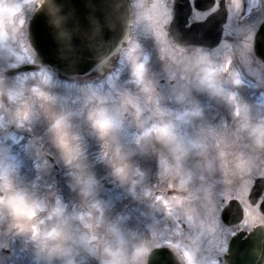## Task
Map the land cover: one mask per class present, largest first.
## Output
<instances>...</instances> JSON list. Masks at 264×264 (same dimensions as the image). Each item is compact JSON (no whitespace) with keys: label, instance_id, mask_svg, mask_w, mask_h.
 <instances>
[{"label":"rangeland","instance_id":"obj_1","mask_svg":"<svg viewBox=\"0 0 264 264\" xmlns=\"http://www.w3.org/2000/svg\"><path fill=\"white\" fill-rule=\"evenodd\" d=\"M11 1L0 8V86L10 93L12 100L7 107L0 108V168L15 173L17 187L29 193L30 199L37 200L49 212L59 209V215L49 226L61 227L64 244L57 249L47 240L35 242V233L18 234L16 226L5 216L0 219V264H146L148 252L154 246L164 245L184 250L189 264L200 260L216 264L214 258L201 259L200 253L223 250V226L216 216L223 182L236 183V176L248 181L250 174L264 175V157L247 155L246 144L234 137L237 130L230 129L223 119L226 111L246 116L247 110L238 106L243 105L242 101L254 100L253 86L248 87L240 73L230 68L225 54L223 61L193 66L194 59L185 57L187 67L177 65V69L171 59L178 60L180 56L171 41H164L166 32L162 26L168 15L160 0H155L154 9L142 2L138 14L145 22L135 26L125 51L134 61L141 55L137 51L144 48L145 61L153 56L156 66L144 61L125 71L130 64L124 55L121 59L126 60H120L121 67L98 84H67L44 67L14 78L3 77L4 68L29 65L35 57L28 39H23L25 47L22 39L16 37L18 26L11 20V13L20 11L23 0ZM33 1L24 3L31 7ZM233 1L234 9L242 11V0ZM247 5V15L252 16L260 12L264 0H247ZM236 17L235 10L227 32L244 33L238 38L244 53L240 61L244 68L240 72L251 79L257 72H264L248 59L254 53L252 41L258 24L253 17L240 23ZM226 50L233 51L223 45V53ZM171 81H176L174 86ZM242 90L247 92L244 97ZM184 102L193 108L189 113L173 110ZM248 110L250 113V106ZM261 110L264 111V105ZM19 111L24 112L23 119H18ZM56 116L63 117L71 130L80 135L87 171L94 179L86 183L77 181L73 170L61 159L49 131V123ZM94 120L111 126L109 138L119 144L134 166V186L113 174L107 163L108 152L96 138ZM28 138L36 139L32 141L35 145L29 146L25 142ZM49 156L55 159L54 164ZM188 168L191 169L185 171ZM177 181L181 188L193 181L202 182L191 198L197 197L210 218L195 222L190 226L195 231L191 232L190 227L184 230L176 223L186 215L185 211L170 212L173 227L153 213L146 224L148 238L142 239V209L155 210L158 204L167 209L169 204H164V197L157 192L168 186L177 188L172 185ZM247 189L248 186L235 190L234 195L246 193ZM212 192L218 200L212 198ZM87 206L98 211L91 229L85 227L89 223L85 216ZM109 217L116 221L110 232L102 227ZM188 234L190 243L184 242Z\"/></svg>","mask_w":264,"mask_h":264},{"label":"water","instance_id":"obj_2","mask_svg":"<svg viewBox=\"0 0 264 264\" xmlns=\"http://www.w3.org/2000/svg\"><path fill=\"white\" fill-rule=\"evenodd\" d=\"M210 5L207 0L197 3L201 10ZM188 16V11L180 10L171 24L170 33L178 44L214 48L220 43L226 10L190 28ZM130 26L131 11L126 0H44L31 20L29 40L36 52V63L51 67L70 81L102 71L126 43ZM256 43L264 59V24ZM39 65L23 66L7 74L38 69ZM263 187L264 181L258 180L254 196L260 195ZM235 249L236 243H232L231 251ZM168 258L166 250L157 249L150 254L149 264H167Z\"/></svg>","mask_w":264,"mask_h":264},{"label":"clouds","instance_id":"obj_3","mask_svg":"<svg viewBox=\"0 0 264 264\" xmlns=\"http://www.w3.org/2000/svg\"><path fill=\"white\" fill-rule=\"evenodd\" d=\"M11 96L2 86H0V108L6 104H11ZM24 112L19 111L18 119H23ZM94 131L102 147L108 152L107 163L111 167L113 174L122 182L135 185L134 166L124 154L122 148L110 137V125L103 120L93 121ZM49 131L53 136L54 146L61 154V159L70 169L77 181L86 183L87 180L94 179L87 171L85 163V151L78 133L71 130V125L63 117L56 116L49 123ZM110 149V151H109ZM199 209L193 206L185 209L186 217L191 223L197 220ZM59 215V209L48 211L35 199L29 198V193L16 184L15 173L6 172L0 168V219L7 216L9 223L15 225L18 234L35 233V242L44 243L50 241L55 248L60 249L64 244V233L61 227L49 226ZM98 215L94 206H87L85 216L89 223L85 227L91 229L95 227L91 221ZM99 239V238H98ZM103 264V262H102Z\"/></svg>","mask_w":264,"mask_h":264},{"label":"flooded vegetation","instance_id":"obj_4","mask_svg":"<svg viewBox=\"0 0 264 264\" xmlns=\"http://www.w3.org/2000/svg\"><path fill=\"white\" fill-rule=\"evenodd\" d=\"M191 5H192V16L190 17V22H194V21H202V20H205L206 17L208 15H210L211 13L217 11L219 9V2H223V4L225 6H227V9L229 11V15H231L232 13V10L234 8V5H233V0H215V7L213 9H210L209 11L207 12H200V11H197L195 8H194V0H188ZM168 8L170 9V11L173 13V10L175 9V4H174V0H171L168 4H167ZM236 12H238L236 10ZM27 13V11H26ZM25 13V15L23 16V20H22V23H23V27L25 28V26H27V23H28V19H29V16H27ZM264 21V17H262L258 23V26H257V29L259 28V26L261 25V23H263ZM256 29V31H257ZM224 41H231V42H234L236 44V40L234 37H231L229 38L228 36H226V29L224 31V38H223ZM236 46H239L236 44ZM197 48L195 47H189L187 49H183L182 52L183 53H192L196 50ZM201 50V51H200ZM200 53H198L195 57H194V63H199V64H205L206 61H211L210 59V56L207 54L209 52H211L210 50L208 49H205V48H202L200 49ZM240 56H244L243 54L244 53H241L239 52L238 53ZM250 57H252V59H254L255 61H257V63L254 64V66H256L259 70L258 71H261L262 69H264V63L258 58L256 57V55L254 54H251ZM221 58L223 59V53H222V56ZM261 68V69H260ZM264 80V72L263 73H258L257 72V80H255V87H260V83H262V81ZM257 85V86H256ZM263 85V84H262ZM253 129L256 131V133L258 135H260V131H264V124H260V119H258L257 121L254 122V126H253ZM261 176H264V175H261ZM260 177L259 175H255L253 177H250L248 178L249 181L245 182H239V186L242 188L243 185H246L248 183H254V180L256 178ZM237 200L239 201L240 203V206L243 210V214H242V217H241V222L237 225V231H240L241 233L249 230L250 228L253 227V225H256V224H264V215H262V213L259 211V208L257 206H254L252 204H250V202L248 201V198L247 196L245 197L244 194L242 193L241 194V197H237ZM264 202V200H263ZM227 228V227H226ZM228 235H230L229 231H228V228L225 232H223V264H231L229 260H227V255L228 254ZM264 257V256H263ZM198 264H204V262L200 261L198 262ZM262 264H264V259H263V262Z\"/></svg>","mask_w":264,"mask_h":264}]
</instances>
